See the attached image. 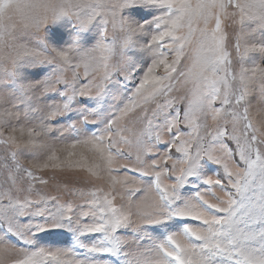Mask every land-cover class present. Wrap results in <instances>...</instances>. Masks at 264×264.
<instances>
[{"label": "snow or ice", "instance_id": "obj_1", "mask_svg": "<svg viewBox=\"0 0 264 264\" xmlns=\"http://www.w3.org/2000/svg\"><path fill=\"white\" fill-rule=\"evenodd\" d=\"M229 3L65 0L67 40L23 37L0 68V264H264V38Z\"/></svg>", "mask_w": 264, "mask_h": 264}, {"label": "clouds", "instance_id": "obj_2", "mask_svg": "<svg viewBox=\"0 0 264 264\" xmlns=\"http://www.w3.org/2000/svg\"><path fill=\"white\" fill-rule=\"evenodd\" d=\"M74 3L77 0H73ZM61 7H66L65 0H5L0 4V68L13 70L17 46L24 43L27 35H44V29L52 23V16ZM228 14L236 26H251L252 30H264V0H231ZM34 20L42 23L37 29ZM252 119L264 134V117L257 119L259 104L252 101Z\"/></svg>", "mask_w": 264, "mask_h": 264}, {"label": "rangeland", "instance_id": "obj_3", "mask_svg": "<svg viewBox=\"0 0 264 264\" xmlns=\"http://www.w3.org/2000/svg\"><path fill=\"white\" fill-rule=\"evenodd\" d=\"M143 14V13H140ZM251 28V26H249ZM231 31V28L228 29ZM45 31L47 32V35L51 38H54L56 41L63 43V41L67 40L69 38V33L72 31L71 28V22L65 19L64 21L58 22L56 24H50L45 28ZM256 36L258 38H264V30L257 31ZM92 33H86V37H90ZM94 43V41H92ZM256 56L257 61H259V53L254 54ZM35 72V70H30ZM253 101H255V98H253ZM164 146L161 145V148ZM215 167V166H211ZM211 174V173H210ZM46 175V174H45ZM78 176H85V173H76ZM97 184L102 182H96ZM75 187H83L85 189L91 187V183H77L74 185ZM51 190V189H50ZM52 194H56L54 190H52Z\"/></svg>", "mask_w": 264, "mask_h": 264}]
</instances>
